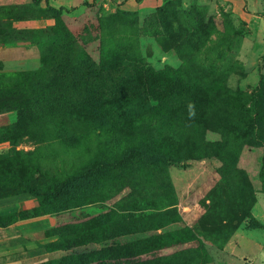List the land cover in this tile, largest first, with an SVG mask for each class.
Returning a JSON list of instances; mask_svg holds the SVG:
<instances>
[{
  "label": "rangeland",
  "instance_id": "rangeland-1",
  "mask_svg": "<svg viewBox=\"0 0 264 264\" xmlns=\"http://www.w3.org/2000/svg\"><path fill=\"white\" fill-rule=\"evenodd\" d=\"M162 7L167 10L159 15ZM10 11L41 19V26L26 27L36 49L23 50L20 65L0 66V114H11L0 119V142L8 144L0 174L32 183L42 192L43 210L61 208L49 239L60 240V227L76 230L79 245L54 250L52 259L190 228L192 239L139 256L138 263L264 264V0H160L147 8L141 0H86L54 9L24 3ZM66 55L76 69L86 59H115L119 67L136 66L138 59L160 71L153 83L162 95L172 85L209 99L213 108L200 112L206 126L188 125L194 108L186 95L172 106L166 95L161 113L133 121L118 117L107 124L61 110L15 126L18 99L33 95L25 73ZM169 207L178 221L158 229L82 240L85 229L100 231L122 216ZM250 217L261 227H252Z\"/></svg>",
  "mask_w": 264,
  "mask_h": 264
},
{
  "label": "trees",
  "instance_id": "trees-1",
  "mask_svg": "<svg viewBox=\"0 0 264 264\" xmlns=\"http://www.w3.org/2000/svg\"><path fill=\"white\" fill-rule=\"evenodd\" d=\"M38 1L31 0L30 4L39 7ZM171 4H173V1ZM10 5H0V44L16 42L32 43V40L28 37L29 35L27 36V29H16L11 26V21L27 18L18 16L13 11L11 12L10 10L15 9L17 5ZM163 8H160V11L158 8L159 15L167 10H163ZM50 9L54 8L50 7ZM111 60L109 61L102 57L98 63H94L86 59L84 66L76 69L70 63V56L66 55L59 63H55L54 60L52 62V64H55L54 66H41L39 70L25 73L26 77H30L33 95L31 99L28 97L18 99L21 109H16L17 118L14 122L15 126L16 124L19 125V123L57 114L61 110H65L69 114L84 120L104 121L107 124H110L112 119L118 117H123L124 119L129 117V120L133 121L141 117L145 112L161 113L162 102L166 95L170 98V104L168 103L170 106H172V101L176 105L177 103L174 100L180 98L182 95L188 96L190 98L188 109L194 108V120L189 121L188 125L206 126L208 119L206 120L200 112L205 111L207 107L212 106L213 108V105L209 99L203 97L202 93L191 90H177L179 86L175 88L176 86L170 85L171 88L162 95L157 88L158 85L153 83V77L160 74L159 70H153L151 66H145L138 59H134L133 61L136 66L124 67L117 66L115 59ZM33 76L34 78H32ZM195 89L196 87L194 86ZM75 90L81 96L80 98L74 97L76 95V93L74 94ZM10 93L6 92V95ZM5 99H8V97L5 96ZM126 100H132L129 108L121 109L116 113L117 106H121ZM197 111L199 115H197ZM176 117L174 116V119ZM211 126L214 127V125ZM5 140L7 139H2V141ZM2 154L4 152L0 153V155ZM156 157L158 155L154 154L151 160L157 159ZM127 158H120L116 162V165L125 162ZM68 183L69 180L67 179L57 183L55 190H62ZM13 188L34 197L37 201V206L31 212H22L20 214L21 217L54 214L55 211L61 209L43 210L41 208L42 192L34 188L32 183L27 182L23 176L14 175L13 173L7 176L0 174V193H7ZM246 216L242 214L236 221L239 222ZM96 218L98 216L93 219L96 220ZM175 221H178V214L174 211V207L166 208L157 213L145 212L136 216L130 214L129 217L122 216L116 225L109 226L103 230L89 231L85 229L87 232L82 236V240L95 242L96 240H104L123 234L158 229L167 223ZM249 223L252 227H261V224L254 221L251 217L249 218ZM49 231L46 232L47 236ZM65 232H68L70 237H64L63 234ZM57 233L60 236V240L51 239L41 246L42 250L70 249L81 242L76 230L72 226L60 227ZM192 236L190 228H181L172 233L149 235L121 244L103 246L99 249L83 252L80 255L71 253L57 259H48L36 264H145L146 261L138 263L137 258L142 255L151 254L166 245H172L181 241L178 239L186 238L190 240ZM159 260H156V263H160Z\"/></svg>",
  "mask_w": 264,
  "mask_h": 264
},
{
  "label": "crops",
  "instance_id": "crops-1",
  "mask_svg": "<svg viewBox=\"0 0 264 264\" xmlns=\"http://www.w3.org/2000/svg\"><path fill=\"white\" fill-rule=\"evenodd\" d=\"M86 0H39L38 6L49 5L53 8L60 6L69 7L72 4L79 6ZM31 0H0V5H20L30 3ZM160 0H141L142 7L156 6ZM43 20V19H42ZM41 19L15 20L11 21V26L16 29H26V27H38ZM28 42L4 43L0 44V66H5L6 62L11 66L20 65L24 60L23 50L35 47ZM28 47V48H27ZM36 49V47H35ZM18 51L12 56L13 51ZM6 51V52H5ZM7 51H9L7 57ZM37 51V50H36ZM18 64H15V63ZM1 63L3 65H1ZM8 111L0 114V119L7 115ZM8 144L0 142V153L7 150ZM37 206L34 197L12 189L7 193H0V264H36L48 259H52L55 251L42 250L41 246L50 241L47 236L55 224L53 214L28 215L21 217L22 212H31Z\"/></svg>",
  "mask_w": 264,
  "mask_h": 264
}]
</instances>
